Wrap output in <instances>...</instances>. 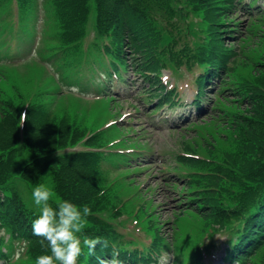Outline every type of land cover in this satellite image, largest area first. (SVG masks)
<instances>
[{
  "label": "trees",
  "instance_id": "obj_1",
  "mask_svg": "<svg viewBox=\"0 0 264 264\" xmlns=\"http://www.w3.org/2000/svg\"><path fill=\"white\" fill-rule=\"evenodd\" d=\"M19 1L22 8H29L34 0ZM42 1L46 3L44 23L52 21L56 27L53 47L62 49L72 63L79 57L88 0ZM92 1L97 9L93 30L98 61L103 62L102 55L106 54L110 58L109 66L114 69L116 64L124 63L127 55L134 60L137 69L154 70L167 64L184 63L206 70L203 78L216 69L223 70L228 77L227 85H231L228 89L233 95L228 102L232 110L223 113L225 117L221 122L217 121L223 128V137H228L223 151L226 168H217V173L208 176L206 185L214 188L205 190L190 208L206 221L230 233L235 229L240 233L239 244L233 251L232 247L225 250L224 260L232 261L234 256L244 254L238 249H248L258 240L244 258L252 264H264V250H258L264 248V18L250 22V29L239 36L246 47L239 50L223 44L227 32L223 27L231 20L228 11L235 4L234 0ZM233 55L243 58L228 64ZM236 64L248 67L247 72L232 74ZM196 80L199 83L202 76L198 75ZM221 81L219 93L225 97L226 82ZM43 108L33 99L25 108L22 135L33 148L30 155L19 162L10 153L16 143L14 131L7 134L0 125V258L6 264H33L37 256L50 254L47 242L42 246V237L33 234L32 223L37 210L26 204L19 194L15 186L17 178L29 189L48 183L59 198L87 205L92 210L85 235L106 240L108 247L97 245L95 255H82L78 264H98V258L110 260L114 247L119 252L117 258L126 264L127 258L121 250L131 241L124 240L110 223L111 211L118 202L116 181H110L107 171L101 172L98 152L62 151L63 146L74 143L80 136V126L65 114L55 115ZM14 113L11 103L0 104V122ZM42 126H48L52 134L49 137L41 134L37 144V139L32 143L33 127L41 130ZM14 127L17 128V122ZM46 137L48 142L44 140ZM215 187L222 189V196ZM148 229L153 231L146 232L159 238L154 225ZM19 242L24 244L25 259L13 256ZM191 264L199 263L192 261Z\"/></svg>",
  "mask_w": 264,
  "mask_h": 264
},
{
  "label": "rangeland",
  "instance_id": "obj_2",
  "mask_svg": "<svg viewBox=\"0 0 264 264\" xmlns=\"http://www.w3.org/2000/svg\"><path fill=\"white\" fill-rule=\"evenodd\" d=\"M88 3L89 15L85 23L84 36L79 42V57L72 60L74 62L73 68L76 69L73 72V76H75L79 81L83 83L86 80V76L84 75L85 72L83 71L85 65L82 62V58L84 55L87 58H91L96 54L90 45V41L92 39L91 31L93 27V13L91 12L93 1L88 0ZM14 6L15 5L12 0L0 2V19L4 20L2 21V25L7 24L8 16L11 17L12 21L14 20ZM37 14V9H35L32 15L33 18H37ZM40 14L41 16H43V12L40 13L39 11V15ZM234 19L239 20L236 26L233 25L236 27L233 33L236 35L235 37L239 38L238 36L243 34L246 30L245 24L247 23L248 19L247 16L243 15V13H238L234 17ZM9 29L11 31L14 29V27H10ZM231 38L232 37H229V39L224 40L226 41V45H230L233 43V40ZM2 53L4 52H0V64L14 63L15 65L12 67L16 68L18 71L19 69L27 70L29 68L27 66H23V64L14 62L15 60L13 59H8L2 56ZM129 62H127L128 65L125 66L126 69L124 70V80L127 81L124 85L125 94L121 97L115 96V99L117 100V104H119L120 106L119 113L121 112V109L126 106L125 111H123L124 115L121 116V120L119 121V123H123V127L128 128L123 132V136L127 137L124 140L130 142L137 141L138 143H129L130 146H119V148H128L132 147L131 145H135L134 147H132L135 149V154L129 157L127 163L124 162L120 164L119 168L125 169L127 166L128 171H133L127 174V178L131 177L129 180L134 183H138V188L142 190V192L144 191L145 196L151 197L150 202L154 204V212L157 217L160 218V221H164L166 219V221L168 222V225L163 226L161 230L163 234H166L165 237L166 243L168 245V250L173 255H178L183 259H189L191 258L190 250L192 246L196 242H198V240L200 244L203 243L202 238L204 237H202V235L199 239V235L203 231V229H201V219L193 211L185 212L187 205L185 203L181 204L179 202V198L182 196L179 193L181 190L180 185L181 183H183L184 178L178 176L177 173H174V170L170 168L171 166H177L178 169H182V167L177 165L173 159H175V155L177 154V152H180L182 148L186 149V147L183 145V142L191 144L195 147V150L197 152H200L202 154L204 153L203 149L200 146L196 145V143L194 142L195 140L199 141L200 143H206L213 140L220 146L219 135L221 133V130L215 124L211 116L217 113L216 106L214 105H224V100H219L215 93H212L213 89L216 90L217 82L215 78L210 79V86L208 85L203 88L205 92V94L203 95L205 107L202 112L198 114H192L189 118H187L189 119L188 122H181L177 127L174 128L169 129L166 126L165 121L160 122L161 126L155 125V123L150 122L148 115L150 114L149 109L154 106V103L144 104V101H146L143 97L144 93L135 92V85L138 86L139 89H142V78L140 75L133 72ZM246 69H248V67H243L239 64H236L234 70L232 71V74H244L247 72ZM36 72H40L41 74V77L39 78L40 84L42 86L47 85L48 80L46 78V75L48 74V70L41 71L40 66L34 65L30 67L28 71L29 74L33 75H36ZM6 75V68L0 67V81H3L1 77ZM162 75L166 77L162 79L166 80L167 84H170L172 82L176 85V89L180 92L181 98L186 100L187 97L192 93L194 88L193 83L190 81V72H184L179 78H176L166 68L161 70V76ZM112 79H115V77L112 76ZM34 81L35 79L28 76V79L27 81H25L26 83L24 85L25 93L31 94V92L33 91V93L35 94L36 92L38 97L37 104L42 105V108L45 106L43 109L51 108L52 110H54L52 113L58 115L60 110L59 108H55V103L58 99L53 96L52 93L44 94L45 90H39L38 81L36 82V85L33 86L32 82L34 83ZM120 82L122 83L123 81ZM79 84L81 85V83ZM61 87V90H67L73 93L68 95V99L75 106L72 112H74L76 116H86V118H88L93 114V112L89 111L87 107L89 106L92 97L97 96L96 92L90 93L89 87L79 89V87L77 86L74 90H71V88L64 89L65 87L62 84ZM87 90H89V93L86 92ZM76 95H79L83 100L76 97ZM99 95H101V92ZM212 99H214V102H212ZM93 104L94 106L105 105L109 111V116H113V110L117 108L115 102H109L104 99L95 100ZM130 106L135 108L137 112H132V109L129 108ZM14 114L8 116L5 121H1L0 125L3 127V130L7 132V134L14 131L16 143L13 145L14 148L10 151V153L12 156L16 157V162H19L23 158L30 155V149L33 147L29 146V144L24 140V135H22L23 126H21L20 131H18L17 128L14 127L16 125ZM156 120L157 118L155 119V121ZM74 121L76 122V118H74ZM76 123L80 125V120ZM38 129L39 127H33L32 129V143H34L33 140L39 138L41 134H44L48 137L52 134L50 133L48 126H42L41 130ZM211 135L214 137L211 138ZM204 136H207V139H205ZM44 140L48 142L47 137ZM35 141L37 144L38 139ZM139 144L142 146H140ZM222 147H224V145H222ZM171 179H174V183L176 185L171 184ZM15 186L17 187L21 197L25 200L26 204L34 207L31 199V193L35 186L29 189L23 181L17 178H15ZM148 186H150V189H147ZM172 210L174 212L178 210L174 213L173 217ZM125 217L126 215L122 214L117 219L120 220ZM172 222H175V224L177 225V230L173 231V233L170 232L172 228H169V224H171ZM121 230L125 232L133 230L134 232H129L130 237H139L146 242L148 241L145 236L141 235L140 232H138L140 231L138 225L134 223L132 219L127 220L125 225L121 227ZM171 238H174L173 242L171 241ZM209 239L216 244L215 247H219L221 246V243L224 239V235L220 231H216L213 234L212 238ZM205 241H207V239ZM23 248V243L17 244L14 248L13 256H16V254L19 252L21 258L25 259L26 255L23 254L25 253V250L22 251ZM162 253H165V251ZM218 256L219 255H217V250L215 249L211 254L207 255L208 259H210V261H213V264H217ZM182 263L183 262H178V264ZM33 264H35V262Z\"/></svg>",
  "mask_w": 264,
  "mask_h": 264
},
{
  "label": "clouds",
  "instance_id": "obj_3",
  "mask_svg": "<svg viewBox=\"0 0 264 264\" xmlns=\"http://www.w3.org/2000/svg\"><path fill=\"white\" fill-rule=\"evenodd\" d=\"M118 143V139H113L108 147L115 149ZM117 151L132 154L135 149L128 147L126 150ZM31 199L37 210V216L32 223L33 234L42 237V246L46 241V246L50 250V254L37 256L35 264H78L82 255H95L97 245L108 247L106 240L85 235L89 224L87 218L93 214L87 205L80 206L70 200L59 198L54 187L48 183L37 184L32 190ZM118 256L119 252L114 250L110 260L98 258V264H122ZM19 258L18 252L16 259ZM172 259L170 254L165 252L158 259V264H172Z\"/></svg>",
  "mask_w": 264,
  "mask_h": 264
}]
</instances>
